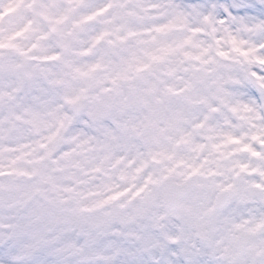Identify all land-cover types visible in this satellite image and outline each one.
<instances>
[{
	"label": "clouds",
	"instance_id": "obj_1",
	"mask_svg": "<svg viewBox=\"0 0 264 264\" xmlns=\"http://www.w3.org/2000/svg\"><path fill=\"white\" fill-rule=\"evenodd\" d=\"M0 264H264V0H0Z\"/></svg>",
	"mask_w": 264,
	"mask_h": 264
}]
</instances>
